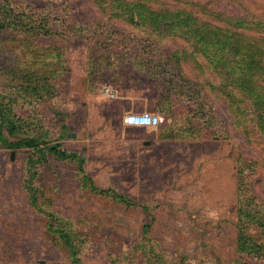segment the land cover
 Masks as SVG:
<instances>
[{
  "label": "rangeland",
  "instance_id": "obj_1",
  "mask_svg": "<svg viewBox=\"0 0 264 264\" xmlns=\"http://www.w3.org/2000/svg\"><path fill=\"white\" fill-rule=\"evenodd\" d=\"M92 1L0 0L8 8L35 13L43 8L68 35L38 37L0 27V130L8 142L41 137L82 154L98 186L122 192L135 204L128 207L92 192L78 163L58 158L42 142L40 149L12 148L0 138V264H72V248L56 232L65 221L84 234L82 244L72 235L83 264H243L236 249L243 222L237 197L241 154L259 160V174L249 183L263 217L245 230L264 246V138L250 103L238 102L234 88L219 87L218 74L204 58L201 64H182L187 84L175 64H131L148 53L129 61L123 47L135 46L144 34L165 54L186 43L167 28L145 33L108 20L102 9L109 4ZM256 1L219 3L227 4L231 15L246 16L264 5ZM72 14L76 30L97 25L98 18L115 24V31L103 28L120 54L98 42L102 29L85 32L93 39L72 36ZM41 74L53 83L54 93L32 92ZM172 82L185 87L162 91V84ZM106 86L115 97L105 93ZM132 111L160 114L163 123L161 118L157 127L128 126L125 117ZM146 137L161 142L146 148ZM28 158L37 161L32 177ZM246 167L249 171L251 164ZM30 193L38 197V209L31 206ZM256 259L248 257L244 264H261Z\"/></svg>",
  "mask_w": 264,
  "mask_h": 264
},
{
  "label": "trees",
  "instance_id": "obj_2",
  "mask_svg": "<svg viewBox=\"0 0 264 264\" xmlns=\"http://www.w3.org/2000/svg\"><path fill=\"white\" fill-rule=\"evenodd\" d=\"M99 1L94 0L91 3L99 5ZM104 1L109 6L106 9H100L104 11L108 20H112L113 18L123 21L124 24H133L140 30H144L145 33L147 29L156 34L163 28H167L174 36L177 35L178 38L184 40L186 43V45H182L181 48L174 52L167 51L165 54L161 52L162 50L153 48L152 44L157 43L154 37H147L144 34L142 35L144 38H141V42H137L135 46L127 44L123 47V49H127L128 51L126 53L124 51L122 54L123 56H128L129 61L134 60L132 57L134 55L148 53L140 60L141 63L130 62L131 64H175L173 65L174 71L177 76H182L183 81L187 84L189 79L184 75L182 64H201L199 58H204L207 64L211 65L210 67L214 68V71L218 74L219 87L224 89L228 87L234 88L239 95L236 99L238 102L245 101L246 103H250L249 109L255 127L258 128L259 133L264 138V5L253 7L251 9L252 13L241 16L239 13L231 15L227 4L219 3V0ZM251 2L254 5H258L256 0H251ZM230 5L233 7L234 3H230ZM30 7L36 10L33 5ZM76 10L73 7L72 12ZM236 10L237 8L232 9V11ZM36 11L37 13L33 10L27 11V9L20 6H17V8L14 6L11 8L0 6V27H11L21 33L32 31V35L38 37H50L52 34H59L60 32L65 35V31H59L60 28H56V20L49 17L43 8ZM73 20H76L74 14H72V29L68 30L72 33V36L93 39L92 36L87 35L85 32L95 33L98 29H102L103 32H97L98 42L106 45L109 49L110 47L113 48L116 52L115 54H120L114 48L115 44L113 40H110L111 36L105 35L107 29L103 28V26H109L110 31H115L118 29L115 27V24L109 25L108 22L110 21L104 22L101 18H98L97 25L87 23L85 24L87 26L86 29L76 30ZM121 30L125 31L124 29ZM65 36L68 37V35ZM145 43H148V45H145ZM37 47L38 44H34L33 50L37 51ZM152 49L154 52H152ZM185 84H177L175 82H172V86L162 84L164 88V90L162 88V91L171 93V90H175L177 87L182 91ZM54 89L53 83L48 82V78L41 74L39 75L37 84H33L32 92L36 95H40L42 91L52 94L54 93ZM194 91H196V94H200L196 89ZM169 96L170 94L168 98ZM196 97L198 96L194 95L191 98L194 104L197 101L195 100ZM0 138L4 144L10 145L12 148L29 146L40 149L43 147L42 143H44V148L47 147V150L54 153L58 158L78 163V170H80L81 174L80 178L84 185L88 186L92 192L99 195L111 196L128 207L135 204L122 192L113 188L98 186L84 167L86 158L78 152L70 151L59 143L41 141V137L23 138L8 142L4 132L0 130ZM50 143L53 145H50ZM239 161V179L237 184L238 216L243 222L238 227L236 249L239 254V260L243 261V264L248 257L257 258L261 264H264V246L257 242L254 236L248 235L245 230L248 222L254 221L257 217H263L260 214L259 199L252 192L249 183L250 177L258 175L261 168L258 165L259 160L257 158H245L241 154ZM36 162L32 158L30 160L28 158L26 164L27 172H30L31 177L37 172L35 167ZM246 162L251 164L249 171H247ZM29 198L31 206L38 209V197L36 198V194L30 193ZM50 224L51 229L54 228V225L56 226L54 222H50ZM63 224L56 232H60L72 248L71 263L83 264L77 250L73 248L72 235H76L80 241L79 244H82L84 242V234H80L77 228L72 227L70 221H65ZM66 227L70 230L71 235H69L70 233Z\"/></svg>",
  "mask_w": 264,
  "mask_h": 264
},
{
  "label": "built area",
  "instance_id": "obj_3",
  "mask_svg": "<svg viewBox=\"0 0 264 264\" xmlns=\"http://www.w3.org/2000/svg\"><path fill=\"white\" fill-rule=\"evenodd\" d=\"M105 93L109 96L115 97V93L109 86L105 87ZM160 114L151 113L148 111L143 112H130L125 117V122L129 125L146 126V127H157L161 121ZM163 122V118H162ZM161 122V123H162Z\"/></svg>",
  "mask_w": 264,
  "mask_h": 264
},
{
  "label": "crops",
  "instance_id": "obj_4",
  "mask_svg": "<svg viewBox=\"0 0 264 264\" xmlns=\"http://www.w3.org/2000/svg\"><path fill=\"white\" fill-rule=\"evenodd\" d=\"M133 112V111H132ZM128 126H131V127H135V126H137V125H129V124H127ZM137 127H146V126H137ZM166 138V137H165ZM143 142H144V145H145V147L146 148H149V147H152V146H156V144H159L160 142H161V140H159V139H157V138H153V137H151V138H148V137H146L144 140H143Z\"/></svg>",
  "mask_w": 264,
  "mask_h": 264
},
{
  "label": "water",
  "instance_id": "obj_5",
  "mask_svg": "<svg viewBox=\"0 0 264 264\" xmlns=\"http://www.w3.org/2000/svg\"><path fill=\"white\" fill-rule=\"evenodd\" d=\"M12 157L14 158V152L12 153Z\"/></svg>",
  "mask_w": 264,
  "mask_h": 264
}]
</instances>
